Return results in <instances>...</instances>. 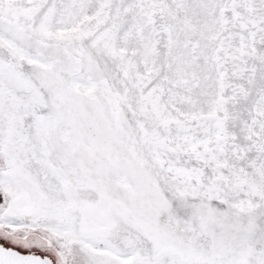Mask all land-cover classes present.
Here are the masks:
<instances>
[{"label": "snow or ice", "instance_id": "6c2138e0", "mask_svg": "<svg viewBox=\"0 0 264 264\" xmlns=\"http://www.w3.org/2000/svg\"><path fill=\"white\" fill-rule=\"evenodd\" d=\"M0 264H264V0H0Z\"/></svg>", "mask_w": 264, "mask_h": 264}]
</instances>
